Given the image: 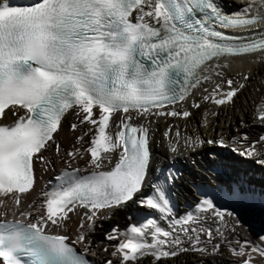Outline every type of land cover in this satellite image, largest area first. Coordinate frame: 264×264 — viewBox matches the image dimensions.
<instances>
[{
	"label": "snow or ice",
	"instance_id": "1",
	"mask_svg": "<svg viewBox=\"0 0 264 264\" xmlns=\"http://www.w3.org/2000/svg\"><path fill=\"white\" fill-rule=\"evenodd\" d=\"M241 54L264 63V0H0V204L23 217L0 212V261L164 264L191 252L217 264L223 246L233 264H264V179L249 178L264 177V135L213 125L173 138L169 124L162 146L153 136L161 118L219 121L203 106H235L251 78L227 71ZM256 112L264 127V101ZM201 155L231 178L191 181L181 215L180 164ZM245 226L255 241L231 239Z\"/></svg>",
	"mask_w": 264,
	"mask_h": 264
},
{
	"label": "bare ground",
	"instance_id": "2",
	"mask_svg": "<svg viewBox=\"0 0 264 264\" xmlns=\"http://www.w3.org/2000/svg\"><path fill=\"white\" fill-rule=\"evenodd\" d=\"M236 4H247V3H259L260 0H229V3ZM258 54H247L241 55L238 58L231 59V67L227 69L228 72L233 74L237 79H239V74H247L251 72V78L247 81L246 87L242 92L235 98V106L227 107L220 106L219 109L215 108L210 104H205L203 107L210 109L211 111H219V121L215 117H210V123L208 127H203L197 125L196 118L200 116L199 112L194 113V116L191 120V123L185 127V118L183 117H168L167 119L161 118L157 124L153 125L154 132L153 136L157 144L162 146L164 141L163 133L167 130L169 124L174 126V130L170 132V137H175V127H179L181 135H184L187 132H190L193 128H196L203 135H215L213 132V125H216L221 128L220 134L229 136L233 134V130H238L241 133H246L249 140L258 139L260 135H264V127H261V121L257 118V108L258 105L264 101V63H259L256 60ZM221 64L224 61H220ZM259 70V71H258ZM242 82V81H241ZM195 91V90H194ZM199 95V93H198ZM11 118V117H9ZM239 118H242L244 121V127L241 128L239 124ZM72 118H69L71 122ZM72 136V132L66 127L64 132L61 133V138L67 141ZM259 147V145H257ZM195 163H181L180 169L183 175L181 179L176 182L175 187V197L177 210L181 215L184 214L185 209L189 204L195 202V197L193 195L194 186L191 181L203 182L210 185H216L222 181H226L231 178L229 174H221L215 170V166L210 162L209 159L205 158L203 155L194 158ZM61 165H56L59 168ZM84 167L83 164L80 165ZM50 177V174L45 173L41 178L39 175L37 177V182L42 187L43 184L47 182V179ZM249 178L256 184H259L264 177L257 171L254 175L249 174ZM193 187H191V185ZM23 196V194H21ZM4 199V197H0ZM7 208L5 205L0 204V212L6 213L7 219H16L20 218L19 212L16 211V206L10 201L5 200ZM23 207V202L21 208ZM195 212V208L189 209ZM18 214V217H16ZM127 213H118L114 216L113 220H121L123 223L122 217L126 216ZM250 223H258V216L249 217ZM163 226H167L170 221L163 220L161 221ZM103 228H108L109 223L107 221L103 222L101 225ZM215 228V226H213ZM239 236L231 237L234 241L243 237H248L250 240L255 241V236L251 234V230L245 227L238 229ZM99 233L94 240H98ZM149 242L151 237H148ZM203 239V237H202ZM222 255L217 257V264H233V257L230 254V250L226 247L221 248ZM99 258V254L97 259ZM164 264H199L200 258L195 253H182L177 257L162 258ZM144 264H149L148 260H144ZM205 264H208V261L205 260Z\"/></svg>",
	"mask_w": 264,
	"mask_h": 264
},
{
	"label": "rangeland",
	"instance_id": "3",
	"mask_svg": "<svg viewBox=\"0 0 264 264\" xmlns=\"http://www.w3.org/2000/svg\"><path fill=\"white\" fill-rule=\"evenodd\" d=\"M16 217H18V214H16Z\"/></svg>",
	"mask_w": 264,
	"mask_h": 264
}]
</instances>
